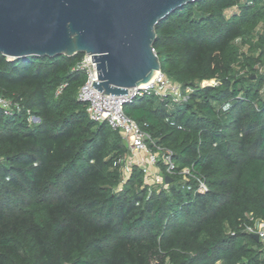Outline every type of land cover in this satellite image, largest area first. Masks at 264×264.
Instances as JSON below:
<instances>
[{
    "label": "trees",
    "instance_id": "1",
    "mask_svg": "<svg viewBox=\"0 0 264 264\" xmlns=\"http://www.w3.org/2000/svg\"><path fill=\"white\" fill-rule=\"evenodd\" d=\"M155 30L181 100L145 96L123 113L171 151L167 184L136 165L122 184L123 136L77 97L83 54H0V98L20 110L0 113V264H264L243 231L264 222V0H200Z\"/></svg>",
    "mask_w": 264,
    "mask_h": 264
},
{
    "label": "water",
    "instance_id": "2",
    "mask_svg": "<svg viewBox=\"0 0 264 264\" xmlns=\"http://www.w3.org/2000/svg\"><path fill=\"white\" fill-rule=\"evenodd\" d=\"M198 1L0 0V54L10 60L91 56L98 80L91 87L101 95H127L160 73L157 24Z\"/></svg>",
    "mask_w": 264,
    "mask_h": 264
},
{
    "label": "built area",
    "instance_id": "3",
    "mask_svg": "<svg viewBox=\"0 0 264 264\" xmlns=\"http://www.w3.org/2000/svg\"><path fill=\"white\" fill-rule=\"evenodd\" d=\"M75 70L83 72L86 76L85 83L79 89L77 97L80 102L86 104V113L89 120L94 123L106 122L113 131L119 132L125 140L128 154L117 162L124 177L122 184L129 176L130 169L134 165L142 169L145 173L146 182L149 184L161 183L164 180V176L159 175V163H162L165 168V177L172 176L175 173V167L172 163L171 151L151 142L150 137L123 113V107L137 99L150 95L161 99L170 98L173 103H179L181 100L180 87L170 83L160 72L149 84L130 89L127 91V95L106 96L101 95L100 92L91 87L93 82L98 83L96 65L91 62V56L84 55ZM212 85H216V82L201 83L202 87ZM60 90L61 88L56 92V95L60 94ZM183 100L185 99L183 98ZM19 111L16 104L12 105L0 98V113L11 116L14 112ZM37 121L34 116L27 112V122L29 124H34ZM181 173L189 175V171L186 169ZM205 191V185L199 181V192ZM243 231L251 236L257 235L259 241L264 244V222L257 221L252 226H245Z\"/></svg>",
    "mask_w": 264,
    "mask_h": 264
},
{
    "label": "crops",
    "instance_id": "4",
    "mask_svg": "<svg viewBox=\"0 0 264 264\" xmlns=\"http://www.w3.org/2000/svg\"><path fill=\"white\" fill-rule=\"evenodd\" d=\"M159 175L161 176V173Z\"/></svg>",
    "mask_w": 264,
    "mask_h": 264
}]
</instances>
